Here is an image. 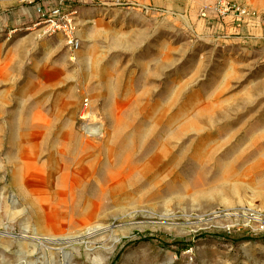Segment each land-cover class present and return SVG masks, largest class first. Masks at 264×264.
I'll return each mask as SVG.
<instances>
[{"label": "rangeland", "instance_id": "1", "mask_svg": "<svg viewBox=\"0 0 264 264\" xmlns=\"http://www.w3.org/2000/svg\"><path fill=\"white\" fill-rule=\"evenodd\" d=\"M222 1L100 0L121 18L95 15L74 62L48 37L0 61V264H264V0ZM39 197L63 201L66 236L95 203L105 233L40 243Z\"/></svg>", "mask_w": 264, "mask_h": 264}, {"label": "crops", "instance_id": "2", "mask_svg": "<svg viewBox=\"0 0 264 264\" xmlns=\"http://www.w3.org/2000/svg\"><path fill=\"white\" fill-rule=\"evenodd\" d=\"M98 1L100 0H97V2H94L93 0H64L66 8L73 9L75 12L74 23L76 27V34L81 44H87L93 41L91 38L86 36L84 30L91 26L90 21L95 15L109 16V18L107 17V20H115L117 17L118 19L121 18L122 12L120 10H114L103 5H100L103 7L101 8L98 5ZM252 1H255V4L253 3L251 8L254 10L262 9V7L258 5L260 1ZM99 9L102 11L101 13H98ZM109 11L111 12L109 13ZM131 13L137 18L136 25H139L140 22L141 24H144V14H142L141 11ZM35 20L36 15L32 5L20 4L19 0H0V35L4 33L6 38L5 40L1 39L2 35L0 36V61L4 62L11 52L21 54L23 52L27 53L38 49V43L44 41V39L42 36L35 34V32L31 30ZM225 21L224 29L227 32H231V29L240 25L237 21L235 22L233 19L231 20V18H228V20L226 19ZM129 22V19L127 18L121 23H124V25L127 24L129 26H134ZM21 26L22 28L17 30V28ZM9 31L12 33H9ZM7 33H9V37ZM48 38H56L57 40L62 39L59 35ZM47 46L48 45H46L45 49L42 46L43 49L41 51L43 53L47 50Z\"/></svg>", "mask_w": 264, "mask_h": 264}, {"label": "bare ground", "instance_id": "3", "mask_svg": "<svg viewBox=\"0 0 264 264\" xmlns=\"http://www.w3.org/2000/svg\"><path fill=\"white\" fill-rule=\"evenodd\" d=\"M39 77L42 79H45L47 76L42 71L39 73ZM28 166L24 165L22 168H19L18 171V184H31L29 182L28 177H26V173L28 171ZM147 168H141V172H145ZM39 174L47 175V171L45 166L38 168L37 170ZM87 171L83 169H79L77 171V174L81 176L82 178H85ZM127 174L125 173H119L115 174L111 179V184L109 185V188L111 189H120L122 188L123 184L125 183L127 179ZM37 181H35L34 185L38 187L43 186V182L40 181L41 177H35ZM27 180V181H26ZM55 182L57 185L62 186V190L58 192V196H65L72 194L75 187L78 185L77 180L70 177V175L66 173H58L55 177ZM22 186H20L21 188ZM100 192L102 193V189H100ZM60 200V199H58ZM63 201H51L47 197H39L37 199H34V202H32L33 207L35 208V212L37 214V220L36 225L50 233L49 236L43 238L40 243H47L53 247H57L60 245H71L78 241H85L90 242L94 240L96 237H98L100 234L105 233L106 227L103 225H93L92 219L94 214L97 211V206L95 203L88 201L87 207L84 210L83 219L79 222L80 227L84 228L81 232L78 233V235H68L66 236L64 233L66 231L68 220L66 213L59 211L58 209L53 210L52 207L57 206H64ZM60 233V234H57Z\"/></svg>", "mask_w": 264, "mask_h": 264}, {"label": "built area", "instance_id": "4", "mask_svg": "<svg viewBox=\"0 0 264 264\" xmlns=\"http://www.w3.org/2000/svg\"><path fill=\"white\" fill-rule=\"evenodd\" d=\"M19 3L33 6L36 15L33 27L39 30L42 37L58 35L62 37L63 44L68 50L69 60L74 62L81 47L76 34L74 10L66 8L64 0H19ZM213 10L220 17H226L235 12L237 15L245 14L244 10H239L237 6L231 5L226 0L219 2ZM11 31L9 33H12ZM86 106L87 104H84V107Z\"/></svg>", "mask_w": 264, "mask_h": 264}]
</instances>
